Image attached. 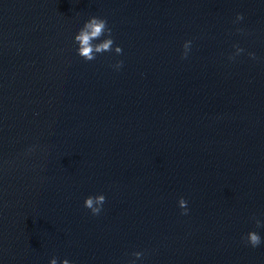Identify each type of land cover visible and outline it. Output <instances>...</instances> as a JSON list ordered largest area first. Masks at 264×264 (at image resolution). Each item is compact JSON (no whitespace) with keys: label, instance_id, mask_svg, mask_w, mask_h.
I'll return each mask as SVG.
<instances>
[{"label":"water","instance_id":"obj_1","mask_svg":"<svg viewBox=\"0 0 264 264\" xmlns=\"http://www.w3.org/2000/svg\"><path fill=\"white\" fill-rule=\"evenodd\" d=\"M263 150L264 0H0V264H165Z\"/></svg>","mask_w":264,"mask_h":264},{"label":"clouds","instance_id":"obj_2","mask_svg":"<svg viewBox=\"0 0 264 264\" xmlns=\"http://www.w3.org/2000/svg\"><path fill=\"white\" fill-rule=\"evenodd\" d=\"M243 19L241 14H237L236 20L240 21ZM112 30L108 27L107 21L105 19L92 16L90 17L83 25V27L79 30V32L75 35L74 40L78 44V55L82 57L86 61H92L96 58V54H102L104 52L112 51L114 41L111 38ZM107 34V38L103 39L100 43H93V41L99 40L102 36ZM191 41H186L183 45V53L182 59H186L188 56V52L190 50ZM236 47L235 55L241 54L244 49ZM114 51L117 54L122 53V49L119 46H116ZM251 58L255 59V53L248 54ZM235 56L229 57V59H234ZM123 65V61H117L114 65L116 69H119ZM106 202V197L103 194L96 196H88L84 200V207L89 209L92 215H99L102 211V206ZM179 207L183 209L182 215L188 214L187 201L181 197L178 201ZM256 226L258 228L264 227V224L261 223L260 220H256ZM242 240H245L248 245L253 248H256L261 245L262 240L261 236L256 231H250L247 233L245 237H242ZM133 255L139 259L142 257L143 253L135 252ZM49 264H57V259L52 258ZM62 264H70V261L64 259ZM131 264H135V261H132Z\"/></svg>","mask_w":264,"mask_h":264}]
</instances>
